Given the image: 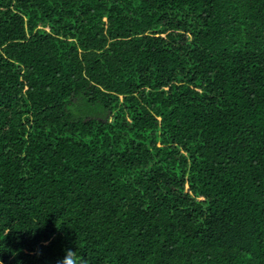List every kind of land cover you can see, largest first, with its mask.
I'll list each match as a JSON object with an SVG mask.
<instances>
[{
	"label": "trees",
	"instance_id": "16d2710c",
	"mask_svg": "<svg viewBox=\"0 0 264 264\" xmlns=\"http://www.w3.org/2000/svg\"><path fill=\"white\" fill-rule=\"evenodd\" d=\"M63 260L264 264V0H0V264Z\"/></svg>",
	"mask_w": 264,
	"mask_h": 264
},
{
	"label": "rangeland",
	"instance_id": "374dc122",
	"mask_svg": "<svg viewBox=\"0 0 264 264\" xmlns=\"http://www.w3.org/2000/svg\"><path fill=\"white\" fill-rule=\"evenodd\" d=\"M43 29L46 31V32H50L51 31V27L49 25H46V26H43ZM202 200V199H201Z\"/></svg>",
	"mask_w": 264,
	"mask_h": 264
},
{
	"label": "clouds",
	"instance_id": "9594fccd",
	"mask_svg": "<svg viewBox=\"0 0 264 264\" xmlns=\"http://www.w3.org/2000/svg\"><path fill=\"white\" fill-rule=\"evenodd\" d=\"M69 253H71V251H69V252L67 253V255H66L65 259H67V258H68V254H69ZM65 259H64V260H65ZM64 260H63L62 264H64Z\"/></svg>",
	"mask_w": 264,
	"mask_h": 264
}]
</instances>
